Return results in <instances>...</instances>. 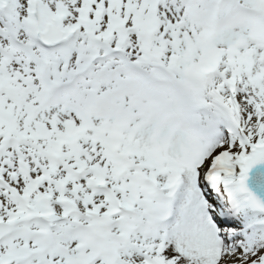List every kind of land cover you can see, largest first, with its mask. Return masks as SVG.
I'll return each mask as SVG.
<instances>
[{"label": "snow or ice", "instance_id": "obj_1", "mask_svg": "<svg viewBox=\"0 0 264 264\" xmlns=\"http://www.w3.org/2000/svg\"><path fill=\"white\" fill-rule=\"evenodd\" d=\"M0 264H264V0H0Z\"/></svg>", "mask_w": 264, "mask_h": 264}]
</instances>
